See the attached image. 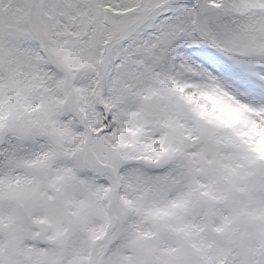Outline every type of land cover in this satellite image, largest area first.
I'll return each instance as SVG.
<instances>
[{"label":"snow or ice","instance_id":"6c2138e0","mask_svg":"<svg viewBox=\"0 0 264 264\" xmlns=\"http://www.w3.org/2000/svg\"><path fill=\"white\" fill-rule=\"evenodd\" d=\"M0 264H264V0H0Z\"/></svg>","mask_w":264,"mask_h":264},{"label":"rangeland","instance_id":"374dc122","mask_svg":"<svg viewBox=\"0 0 264 264\" xmlns=\"http://www.w3.org/2000/svg\"><path fill=\"white\" fill-rule=\"evenodd\" d=\"M223 115H225L228 118H233V119L235 118V115L231 113H223Z\"/></svg>","mask_w":264,"mask_h":264}]
</instances>
